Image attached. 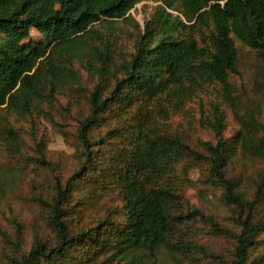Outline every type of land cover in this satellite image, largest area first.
Instances as JSON below:
<instances>
[{"label":"trees","instance_id":"16d2710c","mask_svg":"<svg viewBox=\"0 0 264 264\" xmlns=\"http://www.w3.org/2000/svg\"><path fill=\"white\" fill-rule=\"evenodd\" d=\"M143 1L0 0V132L12 152H20L21 139L3 112L30 118L33 125L42 103L53 105L64 88L79 85L80 70L96 78L88 115L77 128L83 162L64 183L56 180L50 202L37 199L50 213L55 243L36 238L11 264H98L103 258L143 264L162 249L184 259L200 253L222 264H256L252 254L264 241L263 181L248 201L228 167L234 139L264 158V127L232 81L240 75L239 43L260 58L254 86L258 92L264 87V0H154L162 7L145 24L134 52L117 62L113 42L98 27L128 18ZM32 30L42 35L40 41L33 40ZM211 85L219 86L225 108L211 104L209 116L201 117L214 141L203 142L200 153L166 132L160 119L183 111ZM227 110L244 133L226 138ZM101 128L103 133L93 134ZM35 152L38 165L51 166L42 141ZM186 158L208 164L206 181L236 210L238 231L186 202L175 174ZM112 190L122 203L123 221L104 218L73 232L65 218L75 194ZM197 222L234 240L230 261L186 237L185 228Z\"/></svg>","mask_w":264,"mask_h":264},{"label":"rangeland","instance_id":"374dc122","mask_svg":"<svg viewBox=\"0 0 264 264\" xmlns=\"http://www.w3.org/2000/svg\"><path fill=\"white\" fill-rule=\"evenodd\" d=\"M160 7L161 1H143L130 11L128 18L98 27L113 42L116 49L115 61L120 62L129 58L134 52L135 42L144 31L145 24ZM32 38L40 41L42 35L32 30ZM238 48L240 75L234 77L232 81L237 86L244 105L254 110L257 121L264 127V87L258 92L254 86L261 61L255 51L239 43ZM80 76L79 85L68 86L61 94H57L56 103L41 104L42 110L36 111L33 115V125L30 118H17L2 113L17 131L21 139V150L19 153L12 152L8 148L6 135L0 132V264H11L9 259L13 258L21 259L30 251L36 238L50 244L55 243L56 236L49 224L50 213L37 202V199L50 202L55 196L56 180L60 179L64 183L76 173L83 162L77 128L79 122L88 115V96L96 83V78L84 70H80ZM211 104L225 108L218 85L206 86L187 103L183 111L170 113L160 119L163 122L162 127L169 134L184 139L201 153L203 142L214 141L213 134L200 125L201 117L209 116ZM242 111L245 110L242 108ZM227 114L226 138L234 137L239 131L244 133L245 130H242L229 110ZM104 131L105 128H101L93 134ZM263 136L264 130L259 134L260 138ZM39 141L46 146L45 154L47 161L51 163L50 167H42L34 161ZM232 142L235 144V156L228 167V175L237 179L239 191L250 201L257 191L259 179L263 181L264 190V158L251 155L235 139ZM175 174L177 187L190 206L206 215L211 214L221 227L238 231L235 222L236 210L225 203L221 189L210 186L206 181L207 163H195L192 159L186 158L177 166ZM67 210L68 216L65 221L73 232L95 226L104 218L113 217L120 222L124 219L121 216L122 203L113 190L95 196L82 192L75 194V200ZM263 211L264 200L259 208V215ZM14 219L20 226L14 223ZM185 231L189 240L204 247L208 253L218 255L225 261L232 259L234 240L216 234L208 224L197 222L186 227ZM262 239L264 240V236ZM251 261L264 264V241L253 252ZM98 264L127 263L103 258ZM143 264H222V262L205 258L200 253L184 259L162 249L150 261L144 260Z\"/></svg>","mask_w":264,"mask_h":264}]
</instances>
